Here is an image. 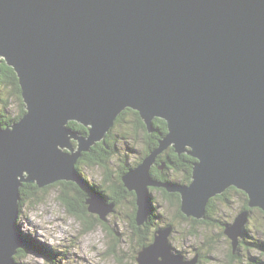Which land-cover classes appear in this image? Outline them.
Here are the masks:
<instances>
[{"label": "water", "instance_id": "obj_1", "mask_svg": "<svg viewBox=\"0 0 264 264\" xmlns=\"http://www.w3.org/2000/svg\"><path fill=\"white\" fill-rule=\"evenodd\" d=\"M2 61L18 74L26 113L0 121V264H24L15 258L26 245L22 185L91 190L77 164L128 108L149 132L157 117L168 126L123 175L139 226L153 209L150 186L179 192L181 211L195 219L231 186L264 211V0H0ZM170 146L197 159L190 183L153 177ZM86 203L101 220L115 208L98 192ZM248 220L246 210L226 226L234 251ZM172 231L156 229L138 264H198V254L174 251Z\"/></svg>", "mask_w": 264, "mask_h": 264}, {"label": "rangeland", "instance_id": "obj_2", "mask_svg": "<svg viewBox=\"0 0 264 264\" xmlns=\"http://www.w3.org/2000/svg\"><path fill=\"white\" fill-rule=\"evenodd\" d=\"M4 90L5 97H9L11 88L8 86ZM19 108V98L13 96L7 111L15 116L18 114ZM134 122V116L127 114L114 127L112 133L117 138L115 141H117L118 153L109 162V170L99 165L83 163L79 165L80 172L86 177L88 185L92 189L91 193L94 190L108 191L107 172L112 171V180L116 181L127 154H129L127 162L129 167L137 166L136 162L140 161L144 155L146 133L144 129L135 133ZM158 146L159 142L156 147ZM171 147L173 146L158 154L156 164L151 168L153 177L162 183L174 181L183 184L190 183L192 178L188 182L184 172L177 174L173 170L169 171L170 180L158 179L154 176L153 169L156 166L157 168L159 166L158 169L161 170L166 168V162H160L161 155ZM61 182L39 188L33 198L23 200V207L17 222L18 228L25 239L28 235L36 243L19 252L18 254L21 256L17 254L16 260L24 264H138V252L143 244L132 225V216L138 210V206L136 205L135 210L132 203L134 196L133 198L126 197L117 205L114 203V211L109 214L106 220H101L97 213L87 211L83 215H78L71 212L61 198V194L66 192L67 198L75 203V194L78 192L76 189L66 187ZM150 187L153 193V209L150 215L154 210L158 216L151 233L154 235L156 229L172 225L170 241L174 251L183 253L189 259L194 258L197 254L200 258L201 254L203 260L199 264H252L255 262L252 260L253 258L264 260V254H261L259 249L248 248L247 245L240 242L238 246H242L237 247L240 259L230 263L229 254L233 248V242L226 235L225 229L227 225L233 224L237 216L239 217L244 211L248 210L249 220L245 224V231L248 229V234L244 235L242 240L264 242V211L258 207H250L248 205L249 198L245 192H241L235 186L229 187L227 190L231 189V191L227 192L226 197L230 201L217 199L214 202L216 207L213 213V223L195 224L192 221L193 217L187 216L181 211L182 198L179 192H175L179 197L172 201L162 191L165 188ZM226 191L213 198L223 197ZM246 198H248L247 201ZM179 207L181 213L189 219L179 215ZM151 238L152 235L146 242L150 244ZM37 244L40 246L38 247Z\"/></svg>", "mask_w": 264, "mask_h": 264}, {"label": "trees", "instance_id": "obj_3", "mask_svg": "<svg viewBox=\"0 0 264 264\" xmlns=\"http://www.w3.org/2000/svg\"><path fill=\"white\" fill-rule=\"evenodd\" d=\"M8 86L11 88L10 95H9V97H5L6 93H5L4 89H5V87H8ZM13 96H17L19 98V101H20L19 112L15 116H12L7 111L8 107L10 105L11 98ZM25 113H26L25 103H24V100L22 97V90H21V86L19 84L18 75H17V73L13 67L9 66L5 61H2L0 63V121L3 123L4 126H9V125H12L13 123H15L16 121H18L20 118H22V116ZM127 114H131L135 118V122H134L135 123L134 124L135 133L141 129H144L145 133H146L144 155L141 157L140 161L136 162L135 165H138L142 161V159L152 149H154L158 145L159 138L168 132V126H167V122L165 120H163L161 118H156L154 121V127H155L154 131L149 132L146 129L144 121L141 118L139 112H137L133 109H130V108L123 111V113L118 117L115 126L118 123H120ZM69 126H71L75 130L80 131L83 134H87L88 130H89L88 127L80 124L77 121H71L69 123ZM114 127L109 132L106 139L102 140L101 142H98L95 146H93L90 152H86L83 154V157L79 160V162L77 164L79 170H80L79 165L82 163L83 164H89V165H99V166H102L105 169L109 170V166H110L109 162L112 160L113 156H115L118 153V149H117V145H116L117 141H115V139H117V138L115 136H113V133H112ZM128 155L129 154L126 155V159L124 160V164L121 165V167H120V171L117 175L116 181L112 180V175H111L112 171L107 172V176H106L107 178L106 179L109 182L108 191L94 190V192H98V193L102 194L108 202L115 203L116 205L119 204L126 197H132L133 198V196H134L132 203H133L135 210H136V195L134 192L129 191L125 187V184L123 181L124 173L127 170H129L130 168L134 167V166H130V167L127 166ZM161 157L162 158H161L160 162L165 161L166 162V168L164 170H161V169H158L159 166H158V168L156 166L153 169V174L156 178L163 179V180H170L171 178L169 175V173H170L169 171L173 170L177 174L179 172H184L185 173V179H187L188 182L191 181L192 172H193V165L197 161L196 158L189 155L188 153L179 154L175 151V149L173 147H171L169 150L164 152V154L161 155ZM61 183L66 185V187L73 188L72 182L62 181ZM37 189H39V187L36 184L25 183L22 185V187H21L22 200L20 202L21 209L23 207V200L25 198H30V199L33 198L35 193H37V191H36ZM90 189H91V187H90ZM150 190L152 192L151 188H150ZM162 191L164 192L165 196L168 197L170 200H172V201L175 200L176 196L174 194L168 192L165 189H163ZM230 191H231V189H230ZM230 191L227 190L223 194V197L219 196L217 198L211 199V201L209 202L208 207H207L208 218L206 221L205 220H196V219H193L192 221L195 224H198L199 222L213 223V221H214L213 213H214V209L216 207V204L214 203L215 200L221 199L223 201L229 202L230 199L226 197V194H227V192H230ZM241 192H244V191L241 190ZM66 194H67L66 192L61 194V198L63 199L64 203L69 207V210H71V212L76 213L78 215L79 214L83 215L85 212L84 209L89 211L88 209H86L84 207V205L81 206V202H84V203H86V202L84 201V198L82 199L79 196V194H77V193L75 194L76 197L74 199L77 201V202L75 201V203H73L69 198H67ZM247 200H248V198H246V201ZM152 204H153V202H152ZM87 208H88V205H87ZM179 215L185 219H189L188 217H186L185 215H183L181 213L180 207H179ZM157 218H158V216H157V214H155V212L153 210L151 215L149 216V220L146 222V224L139 227L138 224L136 223V213H134V215L132 216V225L136 229V231H137V233H138V235L142 241V244H143L142 246L149 244L148 242H146V240H148L151 237V235H152L151 231L156 225ZM246 234H248V229L245 231L244 235H246ZM243 236L241 237V243L242 244L247 245L248 248H255L256 247L257 249L260 250L261 254H264V242L262 243V242L245 241V240H242ZM26 239L28 240L26 248H30L32 246V244L35 245L36 242H34L28 235L26 236ZM37 245H38V247L40 246L39 244H37ZM24 250H26V249H24ZM21 251H22V249L19 250L18 253ZM235 252L236 251H234L232 248V250L229 254L230 263H233L234 261H237L240 259L239 251L237 250V252L236 253ZM18 256H21V254H18ZM15 258H17V256H15ZM252 260L255 261L252 264H261L264 262V260H261L260 258H257V259L253 258ZM199 262H201V261L199 260Z\"/></svg>", "mask_w": 264, "mask_h": 264}, {"label": "flooded vegetation", "instance_id": "obj_4", "mask_svg": "<svg viewBox=\"0 0 264 264\" xmlns=\"http://www.w3.org/2000/svg\"><path fill=\"white\" fill-rule=\"evenodd\" d=\"M73 183V182H72ZM72 189H76V191L78 192V194H79V196L83 199L84 198V201L86 202V198H88L90 195H91V192H92V190H89V189H85V188H82V187H79L76 183H73V185H72ZM239 190V189H238ZM171 193V192H170ZM172 194H174L175 196H176V199L179 197V196H177V193H175V192H173ZM179 194V193H178ZM84 202H81V206L82 205H84V207L86 208V209H88L87 208V203H84ZM84 211L85 212H87V210H85L84 209ZM252 211V210H251ZM207 218H208V213H207V216H206V218H204V219H202V220H207ZM192 219H195V218H192ZM197 220H201V219H197ZM199 223H201V222H199ZM244 235V234H243ZM242 235V236H243ZM153 238H154V235L152 234V238H151V242L153 241ZM240 242H241V237H240ZM238 247H240V246H238ZM238 250V249H237ZM237 250H236V252H237ZM176 252V251H175ZM235 252V253H236ZM203 259L201 258V254H200V261H202ZM199 264V263H198Z\"/></svg>", "mask_w": 264, "mask_h": 264}, {"label": "bare ground", "instance_id": "obj_5", "mask_svg": "<svg viewBox=\"0 0 264 264\" xmlns=\"http://www.w3.org/2000/svg\"><path fill=\"white\" fill-rule=\"evenodd\" d=\"M4 60H5V58H4ZM16 73H17V72H16ZM17 75H18V74H17ZM19 84H20V82H19ZM21 90H22V89H21ZM22 97H23V96H22ZM24 103H25V102H24ZM20 119H21V118H20ZM20 119H19V120H20ZM70 122H71V121H70ZM70 122H69V123H70ZM69 123H68V124H69ZM74 183H75V182H74ZM31 184H34V183H31ZM21 200H22V197H21ZM21 200H20V202H21ZM25 240H26V239H25ZM26 246H27V240H26V245H25L24 247H22V248H19L18 251L21 250V249H22V250H23V249H27Z\"/></svg>", "mask_w": 264, "mask_h": 264}]
</instances>
